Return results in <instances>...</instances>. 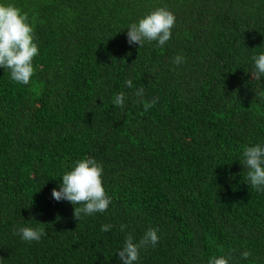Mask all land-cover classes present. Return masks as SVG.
<instances>
[{
    "label": "trees",
    "instance_id": "obj_1",
    "mask_svg": "<svg viewBox=\"0 0 264 264\" xmlns=\"http://www.w3.org/2000/svg\"><path fill=\"white\" fill-rule=\"evenodd\" d=\"M0 4L27 13L39 50L27 85L0 68V264H121L125 237L149 228L159 241L136 264H264V192L241 162L245 147L264 146V77L252 76L264 0ZM160 7L176 18L170 40L130 46L128 26ZM140 88L158 98L147 112ZM120 92L123 107L112 104ZM86 158L102 166L111 203L76 220L51 190ZM19 227L48 234L25 242Z\"/></svg>",
    "mask_w": 264,
    "mask_h": 264
},
{
    "label": "clouds",
    "instance_id": "obj_2",
    "mask_svg": "<svg viewBox=\"0 0 264 264\" xmlns=\"http://www.w3.org/2000/svg\"><path fill=\"white\" fill-rule=\"evenodd\" d=\"M175 16L164 7L150 12L138 22L131 23L127 28V43L142 47L145 42L156 41L159 47H163L171 38V29L175 25ZM27 13L13 4H0V68L10 70L12 81L27 85L34 73L33 58L38 54V46L34 43L33 28L27 22ZM253 78L259 80L264 77V54L253 56ZM184 58L177 55L173 63L177 66L183 63ZM128 88H132V80L125 81ZM134 95L138 98L136 103L143 105L144 112L151 109L158 98L151 101L144 99L143 88L137 89ZM125 94L120 92L114 96L112 104L123 107ZM144 113L142 112L141 115ZM242 164L248 169L246 183L257 192H264V146L256 144L247 146L242 152ZM102 166L94 158L78 160L70 171H66L61 177L59 190L53 188L51 197L56 201H68L74 207L73 217L79 220L83 216L94 213H103L111 203V198L106 194L102 186ZM113 225L101 226L102 232L109 231ZM127 226L121 224L123 232ZM19 235L25 242L40 241L48 233L45 228L19 227L13 229V235ZM159 241L157 230L147 229L143 236L134 241L131 234L127 235L123 247L116 252L121 264H136L142 248L155 247ZM251 256L250 251H242L241 258L247 260ZM208 264H228L224 256L211 257Z\"/></svg>",
    "mask_w": 264,
    "mask_h": 264
}]
</instances>
